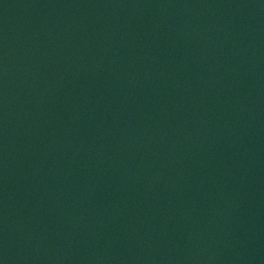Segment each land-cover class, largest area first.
I'll return each instance as SVG.
<instances>
[{"label":"water","instance_id":"obj_1","mask_svg":"<svg viewBox=\"0 0 264 264\" xmlns=\"http://www.w3.org/2000/svg\"><path fill=\"white\" fill-rule=\"evenodd\" d=\"M0 264H264V0H0Z\"/></svg>","mask_w":264,"mask_h":264}]
</instances>
